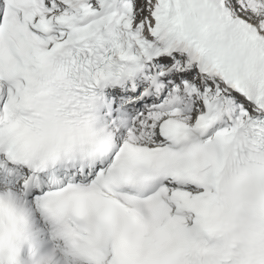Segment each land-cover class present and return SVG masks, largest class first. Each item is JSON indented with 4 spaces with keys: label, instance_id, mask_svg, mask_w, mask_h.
<instances>
[{
    "label": "snow or ice",
    "instance_id": "1",
    "mask_svg": "<svg viewBox=\"0 0 264 264\" xmlns=\"http://www.w3.org/2000/svg\"><path fill=\"white\" fill-rule=\"evenodd\" d=\"M0 264H264V0H0Z\"/></svg>",
    "mask_w": 264,
    "mask_h": 264
}]
</instances>
